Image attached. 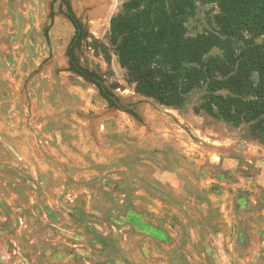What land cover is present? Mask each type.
Masks as SVG:
<instances>
[{"label": "rangeland", "instance_id": "374dc122", "mask_svg": "<svg viewBox=\"0 0 264 264\" xmlns=\"http://www.w3.org/2000/svg\"><path fill=\"white\" fill-rule=\"evenodd\" d=\"M128 1L71 0L124 111L70 71L60 0H0V264H264V144L201 111L205 88L181 108L136 91L110 42Z\"/></svg>", "mask_w": 264, "mask_h": 264}, {"label": "trees", "instance_id": "16d2710c", "mask_svg": "<svg viewBox=\"0 0 264 264\" xmlns=\"http://www.w3.org/2000/svg\"><path fill=\"white\" fill-rule=\"evenodd\" d=\"M60 2L75 29L67 48L70 71L110 107L127 111L114 87L81 63L77 54L89 32L71 0ZM201 6L210 7L209 28L193 35L188 23ZM110 42L140 95L181 108L205 88L201 111L237 127L251 124V135L264 144V0H129L112 18Z\"/></svg>", "mask_w": 264, "mask_h": 264}, {"label": "crops", "instance_id": "0c3cea01", "mask_svg": "<svg viewBox=\"0 0 264 264\" xmlns=\"http://www.w3.org/2000/svg\"><path fill=\"white\" fill-rule=\"evenodd\" d=\"M231 225V224H230ZM243 231V230H242ZM241 235H243V234H241ZM220 236H218V239H219V241H221V246H222V238H219ZM258 238H259V235L257 234V235H255V239H257V241L255 240H253L252 239V241H251V243L254 241V243H253V245H254V251H258V250H260V247L261 246H263L264 247V244L262 245V242H260V241H258ZM225 244V243H224ZM247 244H249V243H247ZM256 247V248H255ZM220 250H222L221 248H220V246L218 247ZM257 253V252H256ZM227 261V260H226ZM227 262H229V261H227Z\"/></svg>", "mask_w": 264, "mask_h": 264}]
</instances>
